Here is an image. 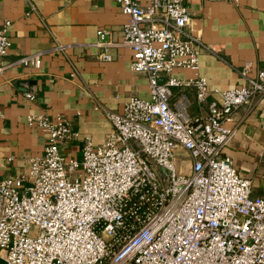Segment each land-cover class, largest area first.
Returning <instances> with one entry per match:
<instances>
[{
  "label": "built area",
  "instance_id": "1",
  "mask_svg": "<svg viewBox=\"0 0 264 264\" xmlns=\"http://www.w3.org/2000/svg\"><path fill=\"white\" fill-rule=\"evenodd\" d=\"M118 1L129 18L123 43L99 30L94 46L107 62L112 48L128 46L150 98L132 97L123 113L108 112L112 131L99 146L86 138L81 160L62 152L80 137L66 117L27 118L47 144L26 175L0 180V264H264V197L223 154L234 114L264 99V68L251 76L245 66L238 71L245 85L216 90L210 101L200 56L211 48L187 31V0ZM10 26L0 24V75ZM42 57L19 63L39 69ZM179 69L194 76L178 78ZM176 88L193 89L207 111L192 116L186 102L174 109ZM25 97L37 100L28 87ZM179 157L191 164L189 175L179 173Z\"/></svg>",
  "mask_w": 264,
  "mask_h": 264
},
{
  "label": "crops",
  "instance_id": "2",
  "mask_svg": "<svg viewBox=\"0 0 264 264\" xmlns=\"http://www.w3.org/2000/svg\"><path fill=\"white\" fill-rule=\"evenodd\" d=\"M186 8L191 16L187 31L211 48L200 56L210 101L218 97L216 90L243 87L238 71L245 66H251V76L264 68V0H187ZM5 21L11 22V47L0 75V180L26 175L30 159L44 155L47 137L27 125L29 116L66 117L80 137L62 145V152L81 160L86 138L99 146L112 131L108 112L123 113L132 97L150 98L147 78L131 70L128 46L112 48L111 62L101 60L103 50L94 46L99 30L123 43L129 18L118 0H0V24ZM57 46L66 48L54 50ZM38 52H43L39 69L19 63ZM174 75L185 79L194 73L179 69ZM27 87L36 101L25 97ZM184 102L192 116L207 111L193 89H174L171 106ZM228 127L234 135L223 154L252 181L253 195L264 197V99L238 110Z\"/></svg>",
  "mask_w": 264,
  "mask_h": 264
},
{
  "label": "rangeland",
  "instance_id": "3",
  "mask_svg": "<svg viewBox=\"0 0 264 264\" xmlns=\"http://www.w3.org/2000/svg\"><path fill=\"white\" fill-rule=\"evenodd\" d=\"M176 165L178 168L179 173L189 175L191 172V164L189 162L184 161L182 158L176 159ZM156 172L162 173L164 176L166 175V172L161 168H155ZM35 229L33 230V232Z\"/></svg>",
  "mask_w": 264,
  "mask_h": 264
}]
</instances>
